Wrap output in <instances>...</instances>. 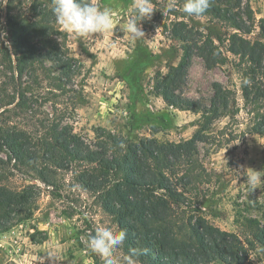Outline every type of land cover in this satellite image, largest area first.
Returning <instances> with one entry per match:
<instances>
[{
    "label": "trees",
    "instance_id": "trees-1",
    "mask_svg": "<svg viewBox=\"0 0 264 264\" xmlns=\"http://www.w3.org/2000/svg\"><path fill=\"white\" fill-rule=\"evenodd\" d=\"M176 1L183 8L184 0ZM5 12L4 26L0 19V31L6 33L0 37V234L31 219L37 209L36 185L13 188L11 175L55 188L57 173L70 170L97 196L118 230L127 231L124 253L147 249L135 259L140 264H253L250 252L264 251V207L262 221L241 222L247 232L243 239L199 214L191 196L208 180L198 144L217 120L239 111L235 92L221 83L213 84L209 105L182 93L194 54L209 67L228 61L220 44L184 20L170 29L182 55L167 72L157 73L154 87L169 106L200 115L190 139L132 141L99 127L89 142L64 122L67 109L42 110L70 96V85L83 69L70 55L51 0H7ZM204 16L233 30L227 50L238 58L248 133L264 136V19L259 21L262 39L253 41L247 35L256 29L257 18L248 0H210Z\"/></svg>",
    "mask_w": 264,
    "mask_h": 264
},
{
    "label": "rangeland",
    "instance_id": "rangeland-1",
    "mask_svg": "<svg viewBox=\"0 0 264 264\" xmlns=\"http://www.w3.org/2000/svg\"><path fill=\"white\" fill-rule=\"evenodd\" d=\"M93 2L116 10L113 29L102 35L73 38L62 28L70 55L83 64V69L70 85L69 89L74 92H69L70 96L62 98L57 105L45 104L42 110L53 114L55 106L67 109L64 122L89 142L95 141L99 127L132 141L156 138L179 143L188 140L198 129L200 115L169 106L156 93L155 78L158 72H167L178 64L182 55L180 43L170 33L173 23L184 20L209 33L220 44L228 61L209 67L194 54L183 96L209 105L213 84L221 83L235 92V109L239 111L217 120L206 141L198 144L208 180L191 196L199 214L222 230L245 239L247 232L241 222L245 218L263 220L264 181L258 182L255 190L250 189L246 171L264 172V136L248 133L250 115L242 97L241 75L236 68L238 58L227 50V39L233 30L210 16L188 17L176 0H153L154 13L151 19L142 22L145 38L133 40L130 34L121 31L122 24L131 15L127 10L132 0ZM170 2L175 4L172 10L168 9ZM248 2L257 26L247 37L253 41L262 39L259 21L264 19V0ZM6 3L7 0H0L1 26L6 22ZM5 36L0 31V37ZM27 184L37 187V209L31 219L0 234V264H103L88 249L87 239L102 224L117 230L118 227L97 196L78 184L70 170L57 173L55 188L19 173L10 176L9 185L13 188ZM116 254L125 255L122 246ZM250 255L253 264H264L261 248L253 249ZM135 264L140 263L135 261Z\"/></svg>",
    "mask_w": 264,
    "mask_h": 264
},
{
    "label": "clouds",
    "instance_id": "clouds-1",
    "mask_svg": "<svg viewBox=\"0 0 264 264\" xmlns=\"http://www.w3.org/2000/svg\"><path fill=\"white\" fill-rule=\"evenodd\" d=\"M52 12L56 23L72 34L73 38H87L95 34L110 32L114 26L116 10L112 7L97 5L93 0H51ZM210 6V0H184L183 12L192 18L202 17ZM175 4L169 3L168 9ZM155 10L153 0H132L128 8L131 15L121 26V31L131 35L133 40L145 38L142 22L151 19ZM246 184L255 190L258 182L264 181V172L252 169L246 171ZM127 237L125 229H115L103 224L95 227L87 239L88 249L103 260V264H135V259L146 254L147 249L133 248L119 256L117 250Z\"/></svg>",
    "mask_w": 264,
    "mask_h": 264
}]
</instances>
